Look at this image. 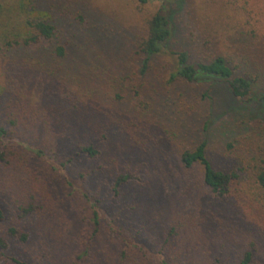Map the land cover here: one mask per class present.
Instances as JSON below:
<instances>
[{"label":"rangeland","instance_id":"374dc122","mask_svg":"<svg viewBox=\"0 0 264 264\" xmlns=\"http://www.w3.org/2000/svg\"><path fill=\"white\" fill-rule=\"evenodd\" d=\"M29 1L0 0V264H238L252 247L264 264V0ZM20 3L49 15L54 41L7 45L30 29ZM159 10L171 50L225 56L252 99L220 78L170 82L174 59L139 49ZM204 141L215 168L239 174L225 196L182 161Z\"/></svg>","mask_w":264,"mask_h":264},{"label":"trees","instance_id":"16d2710c","mask_svg":"<svg viewBox=\"0 0 264 264\" xmlns=\"http://www.w3.org/2000/svg\"><path fill=\"white\" fill-rule=\"evenodd\" d=\"M140 3L146 4L155 0H138ZM164 1V0H159ZM31 3V0L29 1ZM28 4V9H25V4L20 3V6L27 13L26 26L29 27V32L26 35L14 36L12 35L7 40V45L24 43L27 45L37 43L42 38L48 41H54L57 32L56 25L49 19V15L44 11L38 10L33 5ZM33 15V16H32ZM32 16V17H30ZM35 16V17H34ZM174 34L173 24L168 15L159 10L149 20L147 25V32L139 43V49L143 52L148 59L155 58L162 54H168L174 59L175 70L171 73L170 82L178 78L184 79L187 82H194L200 80L201 77L220 78L226 81L228 88L234 98L240 100H251L253 93V80L245 75H237L234 68L229 64L227 58L223 55H217L208 61L190 62L187 52L174 51L169 48V42ZM54 51L61 57L66 56L65 47L62 44H54ZM258 103L263 106L264 111V95L260 97ZM3 130L0 129V132ZM206 142H202L193 150H185L182 154V161L186 167H192L196 163H200L204 167V180L206 184L213 190V192L225 196L231 189V184L234 179L239 177L235 171H225L215 168L210 159L207 157ZM80 152L90 156H96L98 149L93 144L82 145ZM255 159V157H254ZM241 170V169H240ZM131 178L130 174H120L113 185L114 196L117 197L121 193L122 186ZM255 178L261 189V194L264 197V154L260 156V162L256 166ZM90 201L97 207L99 199H94L86 194ZM99 211L96 209V225H98ZM5 218L4 210L0 206V221ZM98 228V227H97ZM12 235H17L19 231L12 227L9 229ZM22 241L28 240L26 232L20 233ZM126 246L132 241H126ZM0 247L7 248L8 243L0 237ZM159 257V256H157ZM160 259V258H158ZM17 263L21 261L17 258L13 259ZM161 264H168L160 260ZM220 259H216L215 264H219ZM254 262V249L253 247L246 251L244 257L238 264H252Z\"/></svg>","mask_w":264,"mask_h":264}]
</instances>
